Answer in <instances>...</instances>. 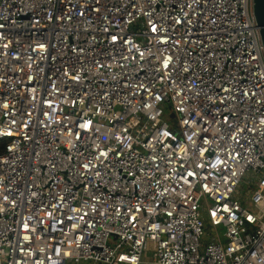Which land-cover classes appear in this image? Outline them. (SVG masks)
Returning a JSON list of instances; mask_svg holds the SVG:
<instances>
[{"label":"built area","instance_id":"2783aa9c","mask_svg":"<svg viewBox=\"0 0 264 264\" xmlns=\"http://www.w3.org/2000/svg\"><path fill=\"white\" fill-rule=\"evenodd\" d=\"M0 144V264H264L253 0H0Z\"/></svg>","mask_w":264,"mask_h":264},{"label":"water","instance_id":"95a60500","mask_svg":"<svg viewBox=\"0 0 264 264\" xmlns=\"http://www.w3.org/2000/svg\"><path fill=\"white\" fill-rule=\"evenodd\" d=\"M253 15L259 27V33L264 49V0H253ZM173 115H171L172 117Z\"/></svg>","mask_w":264,"mask_h":264},{"label":"rangeland","instance_id":"374dc122","mask_svg":"<svg viewBox=\"0 0 264 264\" xmlns=\"http://www.w3.org/2000/svg\"><path fill=\"white\" fill-rule=\"evenodd\" d=\"M164 114H165V119L169 123V125H174L175 121L170 119L172 112L169 110H165ZM244 190H246V189L244 188ZM221 239L224 240L222 235H221ZM79 264H92V263L81 261Z\"/></svg>","mask_w":264,"mask_h":264},{"label":"trees","instance_id":"16d2710c","mask_svg":"<svg viewBox=\"0 0 264 264\" xmlns=\"http://www.w3.org/2000/svg\"><path fill=\"white\" fill-rule=\"evenodd\" d=\"M1 147H2V145L0 144V150H1Z\"/></svg>","mask_w":264,"mask_h":264}]
</instances>
